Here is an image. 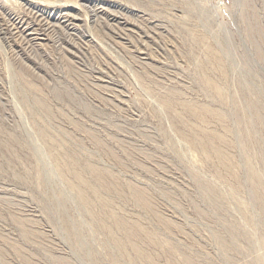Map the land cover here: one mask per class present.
<instances>
[{
    "label": "rangeland",
    "instance_id": "374dc122",
    "mask_svg": "<svg viewBox=\"0 0 264 264\" xmlns=\"http://www.w3.org/2000/svg\"><path fill=\"white\" fill-rule=\"evenodd\" d=\"M0 264H264V0H0Z\"/></svg>",
    "mask_w": 264,
    "mask_h": 264
}]
</instances>
